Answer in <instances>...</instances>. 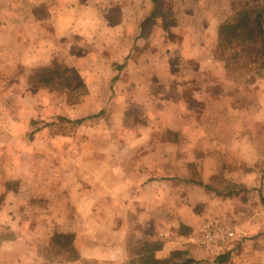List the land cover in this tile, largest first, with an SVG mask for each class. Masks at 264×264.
<instances>
[{
    "label": "rangeland",
    "instance_id": "obj_1",
    "mask_svg": "<svg viewBox=\"0 0 264 264\" xmlns=\"http://www.w3.org/2000/svg\"><path fill=\"white\" fill-rule=\"evenodd\" d=\"M111 4L114 5L106 9L108 18L112 22L118 18L124 19L125 26L123 28H126V32L130 35L138 34L135 37L137 44L131 49V59L126 61L122 59L125 63H123V67H126V71L131 72V74L125 72L126 76L130 75L131 77H135L134 71H138L137 69H140L137 75L144 74L149 77L153 71L155 74L163 69L179 68L180 70L181 64L188 73L194 67L195 61L191 58L186 60L191 52L187 43H190L189 41L194 38L204 39L203 29L206 28L208 22L214 24L224 17L228 19L241 13H248L252 25L256 28V15L262 12L264 26V0H112ZM142 17L144 18L143 22L138 25V19ZM262 42H264V37L257 36L255 44L245 50L239 58H235L236 52L233 48L237 45L236 43L231 46L228 44L219 45L217 53L223 58L220 57L222 61L218 59V64L215 63L217 71L206 72L200 77V80L204 79L208 83V87L212 82L216 86L207 90V93L205 91V97L199 96L200 100L198 97L191 96L195 93L191 92L190 85L185 86L186 84H184V87L177 91V89L167 88L168 84H162L152 90L150 88L139 91L137 101H143V104L129 102L126 105V115H123L122 112L125 113L124 106L111 105L106 109L102 108L106 97L109 96L107 90L102 88L87 91L86 82L92 79L95 74L81 71L84 62L79 61L78 63L82 66L79 70L80 73H77L79 71L74 67L67 65L68 57L75 55H71L70 45H76L78 51L81 49L83 51L90 50L88 53L93 61L87 62L89 65L99 67L108 65L115 72L119 70L115 64L116 61L110 63L104 52L98 51L79 39L73 38L67 43L60 41L58 44L61 48L58 52L59 55H56L49 65L65 71L68 69V75L76 89L68 91L65 87L45 85L44 88L49 91L41 95L42 98L44 97L41 102L23 103V109L29 110L31 121L24 123L19 121L18 130L20 132L23 129L26 130V134L30 135V143L35 149L42 148V146L64 147L63 149L71 146L82 148L83 151L79 150L80 153L76 154L80 159H85L87 151L109 149L120 144L130 147L137 141L142 158L150 161L157 160L159 161L158 166L167 165L170 160L168 159V161L166 158L169 154H166V142H164L163 136L156 138L146 136L147 138L136 139L129 133H127L128 137L122 135L124 131L141 133L142 130L167 129L165 121L168 111L167 101L171 95L184 94L187 95V97H183L187 113L193 114L196 119L198 117L200 120L199 125L196 120L195 122L193 120L188 125V132L200 127L205 129L209 135L214 133L216 135L206 139V144L202 139L199 144L201 147L195 150L192 147L198 145L197 137L191 132V137L187 138V146L190 147V150H187L186 153H174L175 166L185 165L187 168L186 179L190 182H199L201 179L198 162L194 159L202 158L207 149V157L210 158V161L206 165L214 166L216 163L219 166L217 174L213 178L214 185H210L209 190L214 194L216 192L222 194L240 192L248 195V201L252 200L254 203V199L257 200L262 207L264 206V46ZM208 47H210L209 44L201 46L199 54L203 48ZM0 51L4 53V56L0 58V65L6 64L8 69L4 79L0 80V98L6 99L8 104H11L10 100L17 96L13 88L18 86L16 83H12V70L8 68L9 59L2 43H0ZM81 60L86 61V58L82 57ZM44 68L27 71L28 75L24 71L27 75L26 81L30 77L32 86H30L27 95L37 92V88H42V85H37V83L42 78ZM151 91L156 94V98L151 97ZM135 93V89H127L121 85L110 91L111 98L133 99ZM18 94L26 95L22 90ZM87 99L93 104L89 103L88 108L85 107L79 117H68L72 104L86 102ZM154 99L156 100L153 102ZM44 101L47 103L46 105ZM180 106H184V104ZM25 118H29V116ZM5 121L4 118L2 122ZM6 124L2 125L6 126ZM8 128L11 129V124ZM43 132L45 134L40 136ZM56 134H62L64 138L61 140L58 137L55 138ZM112 135H120V137H112ZM214 145L219 146L218 154H215ZM204 146L206 148H203ZM161 149H163L162 153L157 151ZM50 150L47 152L32 151L31 164L27 165V168L20 167L18 173L9 174L6 172L7 170L0 169V248H3L0 250V264H6L2 263L1 259L12 261L15 259L14 264H63L72 256L71 253L60 249L54 242V235L59 233L56 228L59 224L58 219L54 216L55 211L52 206L61 195L56 185H60L61 169L57 170L54 163L70 162V154L68 152L58 154L52 150L50 152ZM171 154H173L172 150ZM23 155L22 152L16 155L18 162L22 161ZM169 172L174 175L178 174L176 170ZM232 173L238 175L239 180L244 181L248 176L252 184L246 187L242 183L239 185L231 183L229 179ZM73 174L75 177H67L68 182L76 181V178H84L80 169L74 170ZM162 174L167 175V170H160L159 175ZM23 182L27 183L26 187L22 186ZM187 204L196 214L199 212H201L199 214H204L207 211L205 203L188 202ZM214 204L210 206L209 216L204 221L215 216L231 221L228 215L215 213ZM158 212L159 217L152 225L144 224V221L131 224L126 238V245L130 247L131 255L126 264H147L149 258H153L152 255L147 257L145 251L143 252L141 249L144 243L151 238L150 233L154 235L156 231H182L184 225H178L179 219L172 218L161 206ZM234 227H236L235 224ZM237 228L235 238L237 240L234 239L230 245L234 241L241 244L242 240H238L239 238L250 239L248 234L242 232L243 229L240 226ZM4 241H9V244L6 245ZM140 251L142 252L139 253ZM227 256V253H224L213 257L218 264L221 262L230 264L228 263L230 259ZM113 262L111 260H81L77 264H114ZM201 264H211V262L207 261Z\"/></svg>",
    "mask_w": 264,
    "mask_h": 264
},
{
    "label": "crops",
    "instance_id": "obj_2",
    "mask_svg": "<svg viewBox=\"0 0 264 264\" xmlns=\"http://www.w3.org/2000/svg\"><path fill=\"white\" fill-rule=\"evenodd\" d=\"M111 3L112 0H0V43L3 44L9 59L8 68L12 70V72L10 71L12 83H16L18 86L13 88L17 96L10 100L11 104H8L6 99L0 98V169L14 174L19 172L20 167L27 168V165H30L32 161V151L47 152L51 149L54 153L68 152L70 154V162L54 163L57 170L61 169L60 185L56 184L61 195L58 196L59 199L55 204H52L55 211L54 216L58 219L59 224L56 227L57 232L74 235V247L78 254L76 259H66L67 261L63 264H77L81 260H111L114 261V264H126L131 255L130 247L126 245L131 224L144 221V224L152 225L159 217L160 206L172 218L179 219L178 225L184 226L182 231H156L154 235L150 233L151 238L146 242L155 240L163 242L162 249L152 253L154 259L169 261L173 252L180 251L181 254L175 259L177 262L191 259L198 263L209 261L211 264H218L213 256L227 253L230 264H264V206L260 207V203L254 198V203L252 200L248 201V195L240 192L228 194L216 192L218 195L212 193L209 188H211L210 185H214L213 178L216 176L219 166L216 163L214 166L206 165L210 161V158L207 157V149L202 158L194 159L198 162L201 179L199 182L188 181L185 165L176 167L174 164V153H186L187 150H190V147L187 146V138L191 137V132L197 137L198 145L192 147L195 150L201 147L199 144L202 139L206 144V139L216 135V133L209 135L205 129L200 127L188 132V125L193 120L194 122L196 120L199 125L200 120L198 117L196 119L193 114L187 113L186 104L183 102V97H187V95L178 93L171 95L169 100L167 98L168 111L165 121L168 130H142L141 133L124 131L122 135L128 137L127 133H129L136 139L147 138L146 136L152 138L163 136L164 142H166V154H169L166 158L170 160L167 165L158 166L159 161L142 158L137 141L130 147L120 144L109 149L87 151L85 159H80L76 154L80 153L79 150L83 151L82 148L71 146L63 149L64 147L42 146V148L35 149L30 143V135L26 134V130L23 129L22 132L18 130L19 121L22 123L31 121L29 110L23 109V103L41 102L44 99L41 95L49 91L44 88L45 85H40L42 88H37V92L27 95L31 86L30 77L26 81L29 74L27 71L50 66L49 64L56 55H59L58 52L61 48L58 44L60 41L67 43L73 38L104 52L105 57L109 59L106 60L110 63L116 61L115 64L119 69L115 71L117 73L108 65L105 67L89 65L87 62L93 61L88 53L90 50L87 49V52L82 49L78 51L76 45H70V53L75 55L68 57L67 65L79 71L82 67L78 65L79 61L84 62L81 71L95 74L92 79L86 82L87 91L103 88L109 93L102 108L106 109L111 105L124 106L125 113H122L126 115V105L129 102L143 104V101H137L139 91L150 88L152 90L162 84H168L167 88L177 89V91L182 89L184 84H186L185 86L190 85L191 92L195 93L193 95L190 93L191 96L198 97V100L201 95L205 97V91L207 93V90L216 86L212 82L208 87V83L204 79L200 80V77L206 72L217 71L215 63L218 62V59L213 51L218 43V28L226 20V17L214 24L208 22L206 28L203 29L204 39L194 38L189 41L190 43H187L191 52L186 60L191 58L195 61L194 67L188 73L181 64L180 70L179 68L163 69L155 74L153 71L149 77L144 74L137 75L140 70L137 69L138 71H134L135 77H131L130 75L126 76L125 72L129 74L131 72L126 71V67L123 65L124 61L132 57L131 49L137 44L135 37L138 34L130 35L126 32V28H123L125 26L124 19L118 18L112 22L108 18L106 9L114 5ZM143 19V17L138 19V25L142 24ZM204 44L205 46L209 44L210 47L203 48L199 54L198 51ZM205 49L206 51H204ZM3 56V51H0V58ZM82 57H85L86 61L81 60ZM7 71L6 64L0 65V80L4 79ZM24 71L27 72V75ZM140 73L142 72L140 71ZM119 74L121 75L119 76ZM118 85L125 86L127 89H135L134 98H111V89H116ZM21 90L26 93L25 96L18 94ZM150 93L152 98H156L153 91ZM87 100L72 104L68 117H79L80 112L85 107L88 108V104L91 103L89 99ZM44 104L47 103L44 101ZM181 104L184 106H180ZM172 110L176 112L174 113ZM20 111L22 112L18 113ZM26 116L29 118H25ZM4 118L6 121L2 122ZM3 123H7L8 126L7 124L3 126ZM10 124L11 129H7ZM43 134L45 132L40 136ZM57 137L60 140L64 138L62 134H56L55 138ZM112 137H120V135H112ZM124 141L126 144V139ZM119 142L121 143V141ZM214 148L215 154H218L219 146L214 145ZM171 150L173 154H171ZM157 151L162 153L163 149ZM21 152L24 157L21 162H18L16 155ZM78 169L82 170L84 178H76V181L68 182L67 177H75L74 170ZM160 170H167V175H159ZM174 170L178 171L177 175L169 172ZM229 180L236 185L242 183L246 187L252 184L248 176L244 181L239 180L238 175L233 173ZM26 184L23 182L22 186ZM188 202L205 203L207 211L204 214H199L201 212L196 211L198 213L196 214L187 204ZM212 204L215 205L213 209L215 213L228 215L236 228L240 226L243 229L242 232L248 234L250 239L239 238L238 240H242L241 244L236 243L237 239H235L232 245L229 244L230 246L227 245L224 249L219 247L203 248L199 244V238L204 223L207 221L204 219L209 216L208 210ZM254 206L257 208L255 209ZM4 242L6 245L9 244V241ZM2 249L0 248V250ZM1 260L6 264H14L15 261V259L14 261ZM220 261L222 260L220 259ZM219 264H227V262Z\"/></svg>",
    "mask_w": 264,
    "mask_h": 264
},
{
    "label": "trees",
    "instance_id": "obj_3",
    "mask_svg": "<svg viewBox=\"0 0 264 264\" xmlns=\"http://www.w3.org/2000/svg\"><path fill=\"white\" fill-rule=\"evenodd\" d=\"M256 28L252 25L251 18L248 13H241L237 16L230 17L226 19L218 28V43L215 50V55L217 59L221 60L223 58L218 55L219 45L228 44V46L236 43L235 48V58L241 57L242 53L249 49L257 41V36L264 37V26H263V13L259 12L255 18ZM264 46V42H262ZM264 55V48H263ZM221 57V58H220ZM68 69L63 70L55 66H47L43 69V75L41 80L37 85L46 86H60V88H66L68 91L75 90L76 87L73 85L71 77L68 75ZM79 122V121H77ZM54 242L58 245L60 249L64 252L71 253L72 256L69 259H76L78 257L77 251L74 247V235L70 233H56L54 235ZM163 242L161 240H155L151 242H146L142 246V251H145V255L150 257L152 253L157 250L162 249ZM140 251L139 253H141ZM181 254L180 251H175L172 253L171 259L169 261L157 260L154 258H149L147 264H195L197 261L191 259L183 260L181 262L175 261V259ZM152 257V256H151Z\"/></svg>",
    "mask_w": 264,
    "mask_h": 264
},
{
    "label": "built area",
    "instance_id": "obj_4",
    "mask_svg": "<svg viewBox=\"0 0 264 264\" xmlns=\"http://www.w3.org/2000/svg\"><path fill=\"white\" fill-rule=\"evenodd\" d=\"M236 235L237 229L231 221L215 216L206 221L199 238V244L203 248L219 247L224 249L236 238Z\"/></svg>",
    "mask_w": 264,
    "mask_h": 264
}]
</instances>
